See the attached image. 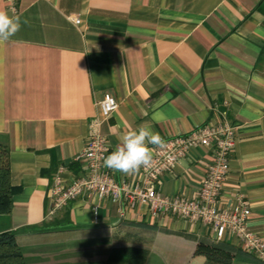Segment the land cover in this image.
Listing matches in <instances>:
<instances>
[{"label":"crops","instance_id":"crops-1","mask_svg":"<svg viewBox=\"0 0 264 264\" xmlns=\"http://www.w3.org/2000/svg\"><path fill=\"white\" fill-rule=\"evenodd\" d=\"M0 10L21 22L0 43V150L17 189L0 232L17 233L27 264H70L75 251L77 264H189L199 242L224 244L232 264H264L233 236L218 242L201 221L153 218L148 204L84 194L51 214L56 178L82 174L91 122L110 94L118 109L101 124L107 156L145 122L163 139L233 126L219 205L242 196L264 240V0H16L15 11L0 0ZM212 156L191 149L161 194L198 198ZM107 171L131 189L144 181L142 168Z\"/></svg>","mask_w":264,"mask_h":264},{"label":"built area","instance_id":"built-area-1","mask_svg":"<svg viewBox=\"0 0 264 264\" xmlns=\"http://www.w3.org/2000/svg\"><path fill=\"white\" fill-rule=\"evenodd\" d=\"M7 2L10 9L15 11L16 0ZM74 22L80 24L79 20ZM100 107L102 118L108 119L118 109V102L112 95L106 94ZM103 119L96 117L91 122L88 144L82 154L85 159L82 174L67 185L62 183L60 175L56 178L51 190V214L63 210L71 201L84 194L126 202L132 208L148 204L153 218L170 213L186 221H201L210 228L216 241L223 242L231 235L241 243L244 251L264 261V240L249 228L251 209L248 202L238 196L226 207L219 205L224 182L230 172V157L237 142L233 126L228 123L205 125L189 135L164 139L165 147H153V165L142 168L144 181L131 189L126 182H116L104 166L107 148L101 133ZM199 146L213 150L212 163L202 182L199 197H164L159 186L165 173L187 152Z\"/></svg>","mask_w":264,"mask_h":264},{"label":"clouds","instance_id":"clouds-1","mask_svg":"<svg viewBox=\"0 0 264 264\" xmlns=\"http://www.w3.org/2000/svg\"><path fill=\"white\" fill-rule=\"evenodd\" d=\"M21 29L19 17L10 16L0 10V43L13 37ZM156 119H163L158 113ZM165 141L145 122L136 129H130L123 135L121 143L104 159V166L125 175H133L141 168L153 165V147H165Z\"/></svg>","mask_w":264,"mask_h":264},{"label":"trees","instance_id":"trees-1","mask_svg":"<svg viewBox=\"0 0 264 264\" xmlns=\"http://www.w3.org/2000/svg\"><path fill=\"white\" fill-rule=\"evenodd\" d=\"M17 189L12 186L9 161L0 150V216H8L13 210V197ZM124 257L119 261H123ZM230 249L224 244L199 242L189 264H232ZM0 264H27L17 240V233L0 232ZM120 264H123L120 262Z\"/></svg>","mask_w":264,"mask_h":264},{"label":"rangeland","instance_id":"rangeland-1","mask_svg":"<svg viewBox=\"0 0 264 264\" xmlns=\"http://www.w3.org/2000/svg\"><path fill=\"white\" fill-rule=\"evenodd\" d=\"M0 223H1V221H0ZM70 250H73V251H75V250H78V249H82L80 246H78V245H71L70 247ZM82 255V253L81 252H72L70 255H68L67 256V258L68 259H70L71 261V263L70 264H77V260L80 258V257H82L81 256Z\"/></svg>","mask_w":264,"mask_h":264}]
</instances>
